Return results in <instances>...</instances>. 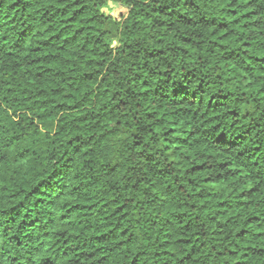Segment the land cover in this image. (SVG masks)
Returning a JSON list of instances; mask_svg holds the SVG:
<instances>
[{"label":"trees","instance_id":"1","mask_svg":"<svg viewBox=\"0 0 264 264\" xmlns=\"http://www.w3.org/2000/svg\"><path fill=\"white\" fill-rule=\"evenodd\" d=\"M0 264H264V0H0Z\"/></svg>","mask_w":264,"mask_h":264},{"label":"rangeland","instance_id":"2","mask_svg":"<svg viewBox=\"0 0 264 264\" xmlns=\"http://www.w3.org/2000/svg\"><path fill=\"white\" fill-rule=\"evenodd\" d=\"M105 10L111 12V14H113L116 17H119L120 15L126 12L125 7L114 2H110L109 7L106 8Z\"/></svg>","mask_w":264,"mask_h":264}]
</instances>
